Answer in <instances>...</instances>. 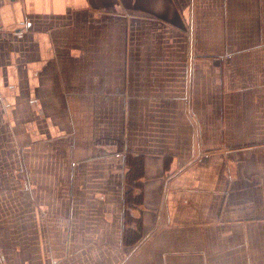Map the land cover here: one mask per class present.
Wrapping results in <instances>:
<instances>
[{"label": "crops", "instance_id": "0c3cea01", "mask_svg": "<svg viewBox=\"0 0 264 264\" xmlns=\"http://www.w3.org/2000/svg\"><path fill=\"white\" fill-rule=\"evenodd\" d=\"M0 264H264V0H0Z\"/></svg>", "mask_w": 264, "mask_h": 264}, {"label": "built area", "instance_id": "2783aa9c", "mask_svg": "<svg viewBox=\"0 0 264 264\" xmlns=\"http://www.w3.org/2000/svg\"><path fill=\"white\" fill-rule=\"evenodd\" d=\"M9 1H16V0H9Z\"/></svg>", "mask_w": 264, "mask_h": 264}]
</instances>
